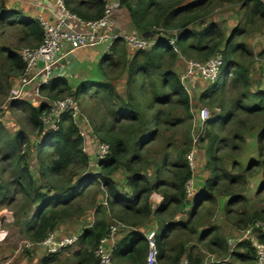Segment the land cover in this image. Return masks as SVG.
Instances as JSON below:
<instances>
[{"label": "trees", "instance_id": "16d2710c", "mask_svg": "<svg viewBox=\"0 0 264 264\" xmlns=\"http://www.w3.org/2000/svg\"><path fill=\"white\" fill-rule=\"evenodd\" d=\"M224 1L240 4L238 14L243 22L228 38L214 24L205 25L217 5ZM116 2L127 11L132 31L146 39H153L157 34L173 39L176 53L167 46L156 49L161 45L158 44L129 55L125 43L116 39L109 55L99 63L105 82L94 84L89 97L83 90L90 83L80 85L71 95L79 108L85 105L81 112L89 121L93 136L108 149L106 157L96 164L98 172L92 176L85 177L91 160L84 153L83 139L70 118L63 115L58 130L48 132L41 123V117L49 111L48 103L36 101L33 106L30 102H19L25 115V131L10 136L0 124V164L8 174L0 185V200L11 201L9 195H20L33 206L23 235L35 244L53 232L60 222L81 211L77 200H83L90 193H103L104 204L99 203L95 209V221L78 237L82 250L76 253V264L98 263L94 251L110 227L103 218L104 213H109L115 224L123 226L121 231L131 229L126 235L120 232L112 264H145L147 245L137 229L145 228L143 225L150 219L159 228L155 231L156 264H180L182 260L187 264H203L193 249L186 251L180 241L175 242L183 236L196 235L195 218L199 212L207 204H217L216 196L224 195L229 197L225 211L230 218L231 207L243 201L236 191L240 179H244L242 175L249 177L260 171L263 181L256 195L264 191V89L253 86L248 65L244 64L245 60L252 62V53L244 43L247 30L249 27L251 32L264 29V0ZM106 4V0H65L67 10L84 21L101 19ZM9 30L17 32L15 37L19 40L15 46L9 47L4 41ZM42 39L43 30L36 19L11 7L8 0H0V78L5 84L2 94L4 87H11L10 79H17L24 71L18 52L21 48L38 47ZM216 55L222 57L223 79L211 83L196 100L198 106L210 112V120L202 124L197 137L209 177L199 185L198 194L187 200L186 186L193 178L188 162L192 149L193 103L174 73L173 65L179 59L203 63ZM123 77L122 97L115 89V81ZM59 86L51 88L57 91L49 101L70 95L64 85ZM250 119H259L262 124L254 136L258 160L249 163L242 175L230 174L223 165L222 154L228 149V157L238 156L247 141L244 136L254 129ZM31 139H34L32 143ZM30 151L34 152V164L28 162ZM149 167L154 169L150 179L146 177ZM32 171H36L35 175ZM119 171L126 174L123 190L116 181ZM152 194L161 198L154 209L149 202ZM188 206L191 209L187 221L176 220ZM231 219L240 229L258 222L264 224V210L252 215L242 213ZM255 234L264 245V231L257 229ZM197 242L205 245L211 254L228 257L235 264H256L254 248L249 242H240L229 250L226 241L213 228L201 233ZM47 260L43 259V264Z\"/></svg>", "mask_w": 264, "mask_h": 264}, {"label": "rangeland", "instance_id": "374dc122", "mask_svg": "<svg viewBox=\"0 0 264 264\" xmlns=\"http://www.w3.org/2000/svg\"><path fill=\"white\" fill-rule=\"evenodd\" d=\"M196 1V0H194ZM65 5V0H64ZM239 5L237 2H221L220 5H217L216 9L213 11L210 19L205 21V25L214 24L215 26L219 27L223 32H225V36L228 38L230 32L233 31L238 25H242L241 19L239 18L240 15L238 14ZM66 8V6H65ZM67 9V8H66ZM246 36L244 37V43L250 53H252V62L249 60H245L244 64L249 68V76L255 88L259 87V89L264 87V29L257 32H251L250 27L246 32ZM17 32L15 30H9L6 33V37L4 41L10 47L11 45H16L18 40L16 37ZM159 37V34L156 35ZM155 36V38H156ZM236 42H239V38L235 39ZM166 46L161 44L156 49H160V47ZM23 49V48H21ZM84 51H91V50H84ZM77 54V53H76ZM75 55V58L77 57ZM77 59V58H76ZM189 61V60H187ZM195 61V60H194ZM180 66L178 68V73L174 71L177 75L178 79L181 78L184 72V63L179 59ZM176 67V64L173 65ZM223 70H220L218 74L217 81H222L223 79ZM231 79V76L228 78ZM122 80V81H121ZM115 81V89L116 91L123 97V82L124 78ZM14 79H10L8 83H13ZM180 81V80H179ZM94 84L90 83L84 87L83 93L86 97H89L91 92L94 90ZM97 84V83H96ZM184 86L187 87L186 93L190 97L193 105H192V128L190 132V137L192 139V149L193 156H192V173L193 178L189 181L188 187L192 186V190L187 194V200L194 198L198 192L200 187L198 184L204 181L209 177V170L205 168V161L203 152L198 148L197 144V137L199 136L202 124L198 113L200 110H204V106H198V102L196 101L198 96L206 89L211 83H208L207 80H204L198 76L193 77L190 81H185ZM10 85V84H9ZM4 84V79L0 78V105L7 99L9 93V86L5 88V93L2 94ZM49 88L44 86L41 89V94L46 96ZM31 95L32 99V92L28 91ZM24 97V96H23ZM69 97L68 95L63 96V98ZM75 99V97H72ZM83 97H79L78 99H82ZM34 99V98H33ZM49 99V98H48ZM58 100L59 98H54ZM21 103H13L12 108L7 110L6 115L0 117V124L3 129H5L10 136L14 135L18 131H25V124L24 119L25 115L21 112ZM83 107L85 105H81L80 109L83 111ZM83 114V112H82ZM210 114V112H209ZM85 117V114H83ZM242 120H245L242 118ZM89 127V121L86 120ZM250 123L254 128L250 133L246 134L244 138H246V143L242 145V149L238 156L234 158L228 157L230 155L229 150L227 149L223 155V165L225 169L234 175H242V170L248 167L249 163L258 160L257 154V145L254 136L260 130L259 126H262L260 123L261 120L259 119H250ZM250 127V126H249ZM235 129V128H234ZM34 139H31V143ZM96 142L98 141L92 134L90 129L89 134L83 139V151L84 153L90 158L91 166L88 170V173L85 177L92 176L97 173V168L94 164V156L92 154L96 151L97 146ZM32 150V149H31ZM28 162L34 164L33 156L34 152L30 151ZM235 163V164H234ZM234 166L237 167L232 169ZM154 169L149 167L147 170L146 177L150 179L153 177ZM36 171H32V174L35 175ZM8 174H5V170L3 166L0 164V185L7 180ZM84 177V178H85ZM243 178L240 179L241 183L238 185L237 192L238 194L243 197V201L239 203L237 206L231 207L232 214L229 216L226 215V208L225 205L227 204L229 197L228 196H216L217 204H207L199 212L196 219V235L192 237L183 236L177 242H181L184 245L186 251L193 249L194 255L202 259L203 264H235L231 259L228 257H217L211 254L205 245H201L197 242L198 236L208 231L209 229H214L215 233L217 232L218 235L222 236L224 241H226L227 247L231 250L230 244L234 241L235 237L242 231L241 229L246 228H236L233 225L234 217H238L239 214L245 213L247 215H252L256 212L264 210V191L262 194L256 195V190L259 185L262 183L263 179L261 176L260 171H256L253 173L252 176L245 177L242 175ZM123 180L121 176H117V183L120 190L124 188V182H118ZM35 183L39 185L40 183L38 180L35 179ZM13 188V187H12ZM11 198L10 200H0V264H42L43 259H50L49 264H76L78 262V258L76 257V253L81 251L82 248L80 247L79 243L76 242L73 245L68 246L64 250H62L58 255L54 258L48 257L44 252L39 250L30 251L26 248L28 244L31 242L27 241L23 235V227L27 220L31 217V210L33 208L32 205H28L20 195H9ZM157 197V198H155ZM13 199V200H12ZM161 198L156 195L152 194L149 202L151 207L154 209L159 204L155 205L153 201ZM78 204L81 207V211L76 213L73 217L69 219H65L58 224L57 230L59 231V235H57L58 239H64L72 236V233L75 236H80L81 231L84 229L91 228L93 222L96 219V211L99 203H103L104 201V194L99 193H90L87 195L83 200H77ZM159 202V203H160ZM104 204V203H103ZM102 204V205H103ZM191 206H188L183 214H180L176 217V220L180 222H186L188 219V213H190ZM103 218L106 220L109 226L114 225L115 221L110 217L109 213H104ZM155 222V221H154ZM62 224V225H61ZM155 225V226H154ZM156 222L153 225H150L149 221L145 223V227L148 228H155ZM56 227V226H55ZM158 228V227H157ZM56 228H54L55 230ZM239 229V230H238ZM53 230V231H54ZM122 230V229H121ZM147 230V229H146ZM139 231H144V228H140ZM154 231V229H153ZM156 231V230H155ZM121 235H123V231ZM151 232V230L149 231ZM54 233V232H53ZM55 234V233H54ZM56 235V234H55ZM73 235V236H74ZM78 236V237H79ZM185 260H182V262ZM98 264V263H97ZM182 264V263H180Z\"/></svg>", "mask_w": 264, "mask_h": 264}, {"label": "built area", "instance_id": "2783aa9c", "mask_svg": "<svg viewBox=\"0 0 264 264\" xmlns=\"http://www.w3.org/2000/svg\"><path fill=\"white\" fill-rule=\"evenodd\" d=\"M51 5L50 19L42 17L36 19L43 30L41 44L36 48H23L18 52L25 68L22 75L13 81L7 99L0 105V117L6 115L7 110L12 108L11 102L20 101L28 91H31L35 102H46L49 105V111L41 117L42 126L46 131L56 132L61 117L66 115L77 128L80 137L84 139L89 134L90 127L77 102L72 97L49 101L44 99L41 94V89L49 84L51 67L60 59L75 54L79 50L90 49L96 44L102 43L110 47L116 39H121L131 51H146L157 46L158 41H161V44H165L176 53L174 40L160 36L153 39L139 36L130 28L127 11L119 8L118 5H113L111 2L106 4L103 17L96 21H84L77 18L65 8L64 0H51ZM111 32H114V34ZM180 60L184 63V72L179 80L185 91L188 89L183 83L190 81L195 76L207 80L208 83H214L222 66L221 55H216L203 63L185 59ZM198 116L201 124L210 120L207 109L200 110ZM96 146L97 149L92 154L94 156V164L92 165L95 166L98 161L104 159L108 154L105 145L96 142ZM192 152L188 155L191 168ZM188 185L189 182L186 186L187 194L192 190V186L188 187ZM121 229H123V226L120 224L111 225L107 236L99 241L94 251V257L98 264H112V253ZM257 229L264 231V224L258 222L242 230L232 241L230 248L233 249L236 244L247 241L254 248L256 264H264V245L257 240L255 234ZM144 240L147 245L145 264H156L155 231L147 232L144 235ZM77 241L78 236L58 239L51 232L40 242L28 244L26 248L30 251L39 250L48 256H53L58 255L62 250ZM181 263L187 264L186 261Z\"/></svg>", "mask_w": 264, "mask_h": 264}, {"label": "crops", "instance_id": "0c3cea01", "mask_svg": "<svg viewBox=\"0 0 264 264\" xmlns=\"http://www.w3.org/2000/svg\"><path fill=\"white\" fill-rule=\"evenodd\" d=\"M11 7L16 8L17 10H21L23 14H25L27 17H31L34 19H37L38 17H42L45 19H50V7L51 0H8ZM106 2H111L113 5H118L116 0H106ZM110 32V31H109ZM129 32H131L129 30ZM114 34V32H111ZM111 47V46H110ZM105 44H96L92 48L88 49H82L77 51L76 58L75 55H68L63 59H60L57 63H55L50 70L49 73V84L47 87L49 88L46 96L42 95L44 99H48L49 97L52 99L53 96L56 95V91H51V88H53L55 85L61 87V85H64L65 88H67V92L70 94L69 97L75 92V90L84 83H103L104 76L102 75L101 69L99 67L100 60L109 55V48ZM84 50H91V51H84ZM127 52L132 54L134 51L129 50L127 47ZM176 67H173V71L178 73V68L180 66V62L175 63ZM125 77V76H124ZM123 77V78H124ZM121 80V79H120ZM122 81V80H121ZM264 89V87L262 88ZM50 95V96H49ZM66 96V94H65ZM49 98V99H50ZM21 102H30L31 105H36V102L33 100V96L31 99V95L29 92H27L24 97L18 101V103ZM92 162V161H91ZM117 176H121L123 180L118 181L125 184L126 181V174L123 171H119ZM116 176V180H117ZM203 182V181H202ZM201 182V183H202ZM198 184L199 185L201 184ZM157 198V197H155ZM160 199L153 201L155 205L160 204ZM150 225L155 224L153 219L149 220ZM62 225V224H61ZM155 226V225H154ZM58 225L55 227L56 229L53 231L57 235H59V231L57 230ZM156 225L155 228H148L145 227L144 231H140L142 234V237L144 239V235L149 232L150 230L158 231L159 228ZM140 229V228H139ZM137 229V231H139ZM147 229V230H146ZM131 229H124L123 235H126ZM82 232V231H81ZM81 234V233H80ZM73 233L72 236L73 237ZM75 236V235H74ZM79 236V235H78ZM43 264V260L41 261ZM50 259L46 261L45 264H49ZM145 262V258H144Z\"/></svg>", "mask_w": 264, "mask_h": 264}, {"label": "water", "instance_id": "95a60500", "mask_svg": "<svg viewBox=\"0 0 264 264\" xmlns=\"http://www.w3.org/2000/svg\"><path fill=\"white\" fill-rule=\"evenodd\" d=\"M157 44H161V41H158V43H157ZM12 104H13V102H11V103H10V105H11V106H12Z\"/></svg>", "mask_w": 264, "mask_h": 264}]
</instances>
